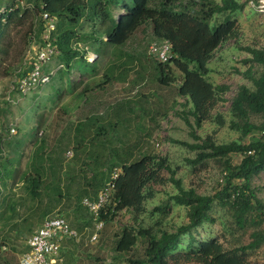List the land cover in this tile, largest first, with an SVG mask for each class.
Listing matches in <instances>:
<instances>
[{
	"label": "trees",
	"instance_id": "obj_1",
	"mask_svg": "<svg viewBox=\"0 0 264 264\" xmlns=\"http://www.w3.org/2000/svg\"><path fill=\"white\" fill-rule=\"evenodd\" d=\"M4 1L0 0V69L3 59L10 55L14 46L12 32L28 24L29 40L39 45L33 60L27 63L19 78L35 70L31 63L41 54L58 49L60 54H51L42 69L47 71L50 61L57 58L58 66L62 68L51 82L79 70L80 79L70 84L68 93L76 91L75 110L89 109V113H80L81 119L70 123L65 148L60 144L57 150H50L44 142L38 143L34 151L24 180H27L30 199L51 201L40 211L49 215L56 202L60 203L75 190L76 207L87 212V207L82 206L84 199L98 201L118 170L115 187L109 202L100 210L99 220L105 225L124 211L135 216L138 227L127 225L121 228L116 234L115 250L129 253L140 238L147 239V247L144 259L129 260L128 264H249L253 253L264 248V202L252 188L253 179L264 172V47L241 48L249 55L245 63L257 67L258 71L253 72L251 67L243 74L252 86L239 87L231 101L228 117L218 112L217 107L228 102L226 95L230 86L215 84L209 76L212 72L209 64L216 51L229 41L239 39L240 28L233 15L248 8V0H222L220 3L203 0L199 10L196 2L181 9L176 6L180 0H158L156 3L155 0H8L3 7ZM120 8L126 14L116 19L114 9ZM44 14L53 20V30H50L51 21L44 19ZM215 16L223 19L214 20ZM85 24H89L88 30L80 32ZM145 24L155 39L152 44L168 42L172 49L170 59L165 62L151 54L150 47L144 57L152 62L157 81L165 87L176 84L178 97L189 107L188 113H183L182 117L190 127L195 143L172 142L196 153L194 159H186V165L194 173L200 168L205 169L210 160L223 165L221 184L212 195L201 194L194 187L185 188L167 156L149 153L136 158L132 146L120 144V139H115L121 125L119 118L113 121L115 112L102 116V111L109 110L113 104H103L101 111L97 108L100 105L97 106L96 101L102 99L101 94H96L98 90L104 96L105 90L128 83L134 65L133 58L123 48ZM46 34L48 38H45ZM89 51L97 56L93 62L89 60ZM100 66L104 67L101 79ZM150 74L152 76L153 72ZM15 87L14 90L22 96L39 89L36 87L24 94ZM83 99L86 102L81 104ZM129 103L132 101L121 104L124 107L120 111L124 121L133 124L132 114L136 110L135 105L128 106ZM255 116L260 118L259 124L252 121ZM204 123L214 124L217 128L202 138L197 135V130ZM224 127L240 133L238 140L218 143L215 135ZM115 142H118L117 146H114ZM69 144L75 148L70 162L65 158ZM233 155L241 156L239 164H233ZM164 173L169 177L166 178ZM167 183L173 184L177 192L169 195L165 205L148 212L146 205L156 196L155 186ZM216 204L231 213L238 229L254 230L248 244L229 247L220 238L199 239L194 234L199 228L215 222L211 213ZM174 206L185 209L188 220L169 230L165 221ZM145 213H149L152 221L157 216L159 218L145 227L139 220V216ZM31 217L25 216L18 225L29 224ZM92 221V215L89 220L74 219L73 226L81 229L90 226ZM18 225L13 228L22 233L23 227Z\"/></svg>",
	"mask_w": 264,
	"mask_h": 264
},
{
	"label": "rangeland",
	"instance_id": "obj_2",
	"mask_svg": "<svg viewBox=\"0 0 264 264\" xmlns=\"http://www.w3.org/2000/svg\"><path fill=\"white\" fill-rule=\"evenodd\" d=\"M7 1H4L3 7ZM23 1L26 2V0ZM157 1L155 0V3ZM202 1L180 0L176 6L182 9L186 4L196 2L197 10H199ZM214 1L220 3L222 0ZM238 13L234 14L233 18L237 20L240 28L239 39L229 41L216 51L209 64L212 70L209 75L211 81L215 84L230 86V91L226 95L228 102L217 107V111L227 117L231 101L239 87L241 85L252 86V83L243 74L251 67L253 72L258 71L257 67L253 68V65L245 63L249 55L241 48L264 47V18L247 7ZM125 14L123 8L114 9L113 12L116 19ZM218 19L221 21L223 18L222 16L214 17V20ZM88 27L89 24H85L80 32L88 30ZM28 30L27 24V26L18 27L12 32L14 46L10 55L3 59L0 69V174L2 178L0 179V209L3 210L0 212V264H18L22 254L27 250V243L33 231L45 218H36L38 213L33 214V211L44 210L47 208L48 202L49 205L51 203L47 199L44 201L30 199L26 189L27 180H24L27 167L32 161L38 143L45 142V146L54 151L59 148L60 144L65 148L68 144L66 132H68L70 123L81 119V114L89 113V109H85L83 112L75 110L76 91L68 93L70 84H74L80 79L79 70L69 72L68 75L57 78L58 81H53L26 96H22L14 90L20 74L26 70L27 63L33 60L32 56L37 53L39 45L34 40L32 42L29 40ZM153 42L155 39L146 24L131 36L127 46L123 48L133 58L132 65L134 66H131L132 72L128 76V83H122L118 88L105 90L104 96L113 104L109 110L107 108L103 110V105L97 108L99 111L103 110L102 116L112 115L115 112V116L112 117L113 121H118L119 118L121 122L115 139H120L118 141L120 144L132 146L136 158L149 153L167 156L172 167L177 169L176 177L182 179L185 188L194 187L201 194L212 195L221 184L223 165L218 161L210 160L205 169L200 168L194 173L191 167L186 165V159H194L196 153L172 142L181 140L195 143L190 135L191 129L182 117L183 113H188L189 107L185 106L184 99L178 97L176 84L165 87L157 81L155 71L151 68L152 62L144 57V54L148 55V49ZM93 54L92 51H89V60L92 59ZM101 66L99 67L101 70L100 79L103 78L102 70L104 69ZM59 67L57 58L48 64L49 70ZM150 72H153L152 76ZM175 74L180 79V74L177 72ZM83 79L87 81L86 78L83 77ZM98 93L102 95L103 99L104 96L100 90L96 94ZM128 101H132L128 106L135 105L136 112L132 114L133 118L131 117L133 124L125 122L120 111L124 107L121 104ZM66 109L67 111L74 110L66 113ZM189 119L191 123H194L192 117ZM252 121L256 124L261 122L257 116L253 117ZM216 128L214 124L204 123L203 127L197 130V135L205 138L212 134ZM12 129H14L13 132ZM239 136L240 133L224 127L217 131L215 140L218 143H229L238 140ZM118 142H115L114 146H117ZM157 144L159 145L157 146ZM73 147V144L66 147L68 151L65 158L69 162L74 156L75 148L73 149ZM68 152L72 156H68ZM232 160L233 164H239L241 156L233 155ZM164 176L169 177L167 173H164ZM252 188L257 190L258 197L264 202V172L253 179ZM154 189L157 193L154 199L147 202L148 212H152L157 206L165 205L169 195L177 192L171 183L155 186ZM75 203V190H72L71 196H65L60 203L56 202V207L50 214L63 215L71 226H73L74 219L89 220L91 213L88 210L87 212L78 210ZM24 215L34 216L31 217L29 224L20 225L23 227V231L20 233L13 228L12 224L15 221L19 222L16 225L22 224ZM211 215L215 222L208 223L194 232L196 236H199V239L220 238L229 247L246 245L250 242V235L254 230L238 229L227 209L216 204ZM134 217L130 211L122 212L115 220L104 225L97 241H91L95 232L94 220L90 226L81 229L73 226L80 234L78 240L69 239L64 243L57 264L111 262L128 264L129 260L144 259L147 247L145 238H140L136 247L129 253H119L115 250L116 234L120 232L121 228L127 225L138 227ZM158 218L157 216L152 221L149 213L139 216V220H142L145 227L153 224ZM187 220L185 209L174 206L165 221V226L169 230H173L186 223ZM29 228L31 229L27 230ZM249 264H264V248L253 253Z\"/></svg>",
	"mask_w": 264,
	"mask_h": 264
},
{
	"label": "built area",
	"instance_id": "obj_3",
	"mask_svg": "<svg viewBox=\"0 0 264 264\" xmlns=\"http://www.w3.org/2000/svg\"><path fill=\"white\" fill-rule=\"evenodd\" d=\"M249 6L258 14L264 17V0L250 1ZM44 19H49L47 14H44ZM51 21L50 30L55 28L53 20ZM45 38H48L46 34ZM171 45L168 43L154 44L150 48V53L155 55L160 61H167L171 57ZM58 54L54 48L41 54L37 58V63L34 61L31 64L35 65V70L29 72L26 76H22L16 82V87L20 93L27 94L36 87H42L48 84L53 76V72H46L42 66L47 63L51 54ZM42 69V70H41ZM115 177L105 192L99 197L98 201H90L84 199L83 204L96 217H99L100 210L109 202L112 194ZM103 228V223L99 222L96 225V232L98 233ZM78 233L71 229L67 221L60 216L47 217L41 227L37 229L28 241L29 251L21 256L19 264H56V258L59 256L62 244L66 239L77 238ZM97 240V234L92 237V241Z\"/></svg>",
	"mask_w": 264,
	"mask_h": 264
},
{
	"label": "clouds",
	"instance_id": "obj_4",
	"mask_svg": "<svg viewBox=\"0 0 264 264\" xmlns=\"http://www.w3.org/2000/svg\"><path fill=\"white\" fill-rule=\"evenodd\" d=\"M250 1H253V0H248V8H251L250 6H249V3H250ZM257 1V0H256ZM252 9V8H251ZM256 14H258L257 12H256ZM260 17H262V18H264L263 16H261L260 14H258ZM163 43H168V42H163ZM160 44H162V43H160ZM168 44H170V43H168ZM152 45H154V44H151L150 45V48H151V46ZM171 45V44H170ZM172 47V46H171ZM58 50V49H57ZM60 54V51L58 50V54H57V56ZM94 56L92 57V59H90V61L91 62H93L96 58H97V56L95 55V54H93ZM51 62V61H50ZM60 69L62 68V66H60L59 67ZM58 68V69H59ZM58 69H55V70H47L46 72H48V73H50V72H53L54 74H53V76H52V78H51V80H50V82L49 83H51V81H52V79H53V77L55 76V74H56V72H57V70ZM48 83V84H49ZM48 84H46V85H48ZM46 85H44V86H46ZM44 86H42V87H44ZM42 87H39V88H42ZM14 131V129H12V132ZM68 156H72L71 155V153H69L68 152V154H67ZM117 172V174H114L113 176H112V180H113V177H115V180H116V178H117V176H118V170L116 171ZM111 180V181H112ZM114 180V181H115ZM84 205V204H83ZM87 210L89 211V209L87 208ZM90 212V211H89ZM91 213V212H90ZM60 216V217H63L64 219H65V217L63 216V215H61V214H58V213H53V214H49V215H47L44 219H43V221L47 218V217H49V216ZM91 215L93 216V220L95 221V232H94V234L92 235V237L95 235V234H97V240H98V236H99V233L103 230V228H104V222L103 221H100L99 219H100V214H99V217L96 219V217L91 213ZM66 220V219H65ZM43 221H42V223H43ZM67 221V220H66ZM99 222H102L103 223V228L97 233L96 232V225H97V223H99ZM42 223L40 224V226L37 228V229H39L40 227H41V225H42ZM67 223H68V225L70 226V228L71 229H73V230H75L77 233H78V237H79V232H78V230H76L75 228H73V227H71V225L69 224V222L67 221ZM37 229H35L34 231H33V233L37 230ZM33 233H32V235H33ZM31 235V236H32ZM78 237L77 238H73L74 240H78ZM92 237H91V241H92ZM31 238V237H30ZM29 238V239H30ZM67 240H69V239H66L64 242H63V244H62V248H63V245H64V243L67 241ZM96 240V241H97ZM29 241V240H28ZM27 247H28V251H29V246H28V243H27ZM62 248H61V250H62ZM27 251H25L24 253H26ZM23 253V254H24ZM22 254V255H23ZM21 259V258H20ZM56 260H57V262H58V257L56 258ZM57 262H56V264H57Z\"/></svg>",
	"mask_w": 264,
	"mask_h": 264
},
{
	"label": "crops",
	"instance_id": "obj_5",
	"mask_svg": "<svg viewBox=\"0 0 264 264\" xmlns=\"http://www.w3.org/2000/svg\"><path fill=\"white\" fill-rule=\"evenodd\" d=\"M103 91H104V90H103ZM85 100H86V99H83V101L81 102V104H82V103H85V102H86ZM101 101H102V102H101ZM96 102H97V106H99V105H103V104H104V105H105V104H110V103H111V102L109 101V99H108L106 96H104L103 99H98ZM1 202H2V200H1ZM2 203H3V202H2ZM1 211H3V210L0 209V212H1ZM39 211H40V210H39ZM39 211L36 212V213H38V214H36V216H37L36 218H39V219H40V218H42L43 216H45V217L47 216V215H45L46 213H45V214L43 213V212H45V211H42V212H39ZM2 214H3V213H2ZM2 214H1V215H2ZM24 216H26V215H24ZM33 216H34V215H33ZM16 223H17L16 221L13 222V224H12L13 227L16 225ZM40 224H41V223H40ZM16 226H17V225H16ZM18 226L20 227V225H18ZM39 226H40V225H39ZM21 228H22V227H21ZM30 229H31V228H30ZM15 230L19 231V230L16 229V228H15Z\"/></svg>",
	"mask_w": 264,
	"mask_h": 264
}]
</instances>
